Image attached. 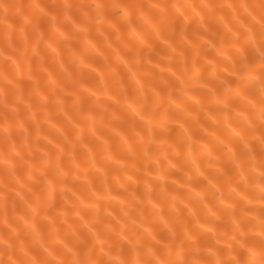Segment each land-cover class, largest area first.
<instances>
[{
	"label": "bare ground",
	"instance_id": "bare-ground-1",
	"mask_svg": "<svg viewBox=\"0 0 264 264\" xmlns=\"http://www.w3.org/2000/svg\"><path fill=\"white\" fill-rule=\"evenodd\" d=\"M0 264H264V0H0Z\"/></svg>",
	"mask_w": 264,
	"mask_h": 264
}]
</instances>
